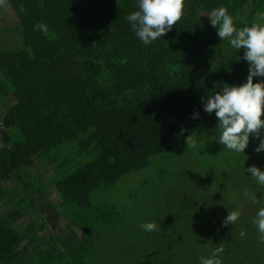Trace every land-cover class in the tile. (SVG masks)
Segmentation results:
<instances>
[{
  "label": "trees",
  "instance_id": "obj_1",
  "mask_svg": "<svg viewBox=\"0 0 264 264\" xmlns=\"http://www.w3.org/2000/svg\"><path fill=\"white\" fill-rule=\"evenodd\" d=\"M220 6L237 28L264 23V0H185L182 19L144 44L126 19L138 0L1 6L0 264H200L221 246L222 264H264L253 223L264 185L247 171H264L260 138L235 153L215 131L210 156L197 147L215 115L206 98L249 70L210 23ZM228 211L241 215L224 226Z\"/></svg>",
  "mask_w": 264,
  "mask_h": 264
},
{
  "label": "clouds",
  "instance_id": "obj_2",
  "mask_svg": "<svg viewBox=\"0 0 264 264\" xmlns=\"http://www.w3.org/2000/svg\"><path fill=\"white\" fill-rule=\"evenodd\" d=\"M6 2L7 0H0V6H4ZM184 2L185 0H138L139 10L129 14L126 19L135 35L144 44H150L164 36L182 19ZM208 16L221 40H228L234 49H244L243 59L248 62L249 70L246 82L234 86L225 84L222 91L208 96L203 105L204 111L209 114L215 112L218 119L217 139L227 150L244 153L251 134L260 138L255 148V151L260 152L264 150V136L261 135L264 130V80L254 82L253 77H264V23L254 22L250 26L237 28L227 8L223 6L214 8ZM260 20L264 21V13L260 14ZM35 27L47 30L43 23H38ZM247 171L260 185H264V171L255 165L250 166ZM244 195L254 203L258 202L247 191ZM240 215L239 211H228L223 225L235 224ZM253 223L258 227L260 241L264 242V206L259 208ZM141 227L145 231L157 230L154 222L143 223ZM240 235L243 237L244 232ZM223 251L222 246L214 249L210 257L200 258V264H222L219 254Z\"/></svg>",
  "mask_w": 264,
  "mask_h": 264
},
{
  "label": "rangeland",
  "instance_id": "obj_3",
  "mask_svg": "<svg viewBox=\"0 0 264 264\" xmlns=\"http://www.w3.org/2000/svg\"><path fill=\"white\" fill-rule=\"evenodd\" d=\"M8 22L10 23L9 20L8 21L5 20L2 7L0 6V30L3 29V28H5V26L9 24ZM0 36L3 37L4 39L9 38V35H2V34H0ZM9 99H10L11 102H13L15 100L13 96L12 97H9ZM5 108L6 107H4L2 104H0V117H1V114L4 112ZM217 124H218V119H217L216 115H214L212 117L211 121L204 126L207 129L208 134L206 136H204L203 138H201V137L196 138L198 140L197 141L198 142L197 147H199V149H202V152L204 151V153H208V151H211V150L215 151V146L212 143L211 138H213V134L216 131ZM194 143H191L190 146H192ZM211 154H209V156ZM45 168H47V171L48 172L53 173V167L52 166L41 167L39 171L40 172H44V169ZM137 175H138V173L137 174H133V175H131V177L127 178V182H126V185L123 188V192L131 191L134 188V186H135V184H136V182H137L138 179H136L133 184L130 183V179L136 178L135 176H137ZM44 177H46V175ZM53 177H56V170H55V168H54V174L52 175V177H51L50 180H52ZM47 181H48V179L46 180V182ZM3 185H9V186H12V188H13V185H12L11 182L3 183ZM56 188L57 187H56V184H55V185H51L49 187V190H48L49 198L51 200H53V201H57V199H58ZM35 216H36L35 213H32L30 215V217L32 219H35L36 218ZM36 223H38L37 219H36ZM20 229L21 230H25V224H23L22 226H20Z\"/></svg>",
  "mask_w": 264,
  "mask_h": 264
}]
</instances>
